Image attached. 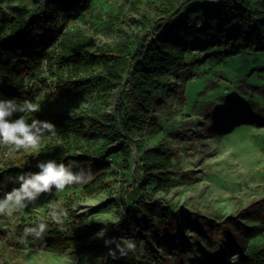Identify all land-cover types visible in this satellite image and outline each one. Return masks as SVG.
I'll return each instance as SVG.
<instances>
[{
    "label": "trees",
    "instance_id": "1",
    "mask_svg": "<svg viewBox=\"0 0 264 264\" xmlns=\"http://www.w3.org/2000/svg\"><path fill=\"white\" fill-rule=\"evenodd\" d=\"M92 0H43L35 16L6 17L7 28L0 33V99L33 100L25 79L43 67L59 74L53 83L54 94L60 97L84 98L92 96L107 102L118 91L110 112L100 114L83 110L75 116H57L50 121L65 145L48 143L37 153L23 150L13 157L5 156L7 147L0 150V173L10 189L18 187L17 175L35 172L38 161L54 159L58 163H75L74 171L91 165L92 179L80 187L86 195L104 188L105 172L112 157H119L128 167L134 149L139 153L133 182L136 200L123 203L126 184L121 183L115 200L118 219L109 223L104 242L89 239L98 229L74 216L70 227L59 228L45 220L49 227L41 239L21 240L25 227L38 221L15 226L11 245L26 249L65 254L73 247L80 254L106 252L104 264H164L165 258L154 245L149 232L156 225L171 223L177 215L164 198L155 194L173 183L171 149L165 142L146 148L144 137L157 136L160 125L155 108L173 88L168 75L179 71L184 79L193 75L187 62L191 52L207 53L194 63L220 65L235 56L261 53L264 55V0H219L214 4L193 3L191 0H163L156 7L154 17L142 13L137 20L143 33L127 36L114 45H97L80 30L70 31L71 22L88 13ZM113 18L114 16L109 15ZM111 20L103 29L112 30ZM136 47L132 50V45ZM209 52V53H208ZM100 70H96L97 68ZM27 113H23L25 115ZM13 114L12 119L19 117ZM154 185L149 191L148 187ZM57 192L55 189L51 193ZM128 197V193H126ZM71 206L74 202H69ZM258 214V213H257ZM259 215V214H258ZM262 225L250 234L264 232ZM129 237L136 249L117 258L109 255L115 244L105 240ZM240 264H264V243L253 256H242Z\"/></svg>",
    "mask_w": 264,
    "mask_h": 264
},
{
    "label": "rangeland",
    "instance_id": "2",
    "mask_svg": "<svg viewBox=\"0 0 264 264\" xmlns=\"http://www.w3.org/2000/svg\"><path fill=\"white\" fill-rule=\"evenodd\" d=\"M42 1L0 0V33L7 28L2 13L6 17L35 16ZM191 1L214 4L219 0ZM161 2L92 0L88 13L71 22L69 30H80L99 46L114 45L127 36L143 33L137 23L139 16L147 13L154 17ZM107 20L113 23L110 31L103 29ZM135 47L134 43L132 50ZM206 54L191 52L187 56L192 77L184 79L179 71L168 75L173 88L163 98V104L155 108L161 131L157 136L144 137L146 148L162 141L172 151L173 183L154 196L164 198L177 218L149 232L165 258L164 264H240L242 256L252 257L264 243V232L250 234L251 228H260V215L264 214V55H239L220 65L193 62L195 57ZM59 71L50 73L43 67L26 77L25 85L33 101L41 104L40 112L25 114L29 122L34 118L52 121L57 116H75L83 110L100 114L112 110L118 91L112 92L106 103L92 96L55 95L52 85ZM48 143L63 146L65 140L57 135L43 146ZM4 147L7 146L0 145V150ZM139 155L132 150L128 167L121 164L119 157H112L110 169L99 179L104 188L93 195L84 194L80 187L65 188L42 194L22 213L0 216V264H104V250L80 254L73 247L58 254L26 249L20 244L13 246L9 240L20 223L41 219L52 222L47 217V204L54 201L69 211L64 227H70L78 215L98 229L87 243L104 242L109 232L107 225L119 217L115 200L119 185L126 184L124 204L137 199L132 186ZM153 186L148 187L149 191ZM10 190L0 173V197ZM69 202L79 207L73 210Z\"/></svg>",
    "mask_w": 264,
    "mask_h": 264
},
{
    "label": "clouds",
    "instance_id": "3",
    "mask_svg": "<svg viewBox=\"0 0 264 264\" xmlns=\"http://www.w3.org/2000/svg\"><path fill=\"white\" fill-rule=\"evenodd\" d=\"M40 111L41 104L30 99H0V145L7 146L8 157H13L21 150H35L38 153L46 140L58 135L56 126L50 121L34 118L29 122L23 115ZM15 113L21 115L12 119ZM35 167V172L19 173L16 178L19 186L0 197V216L12 217L16 213H22L42 194H49L53 189L62 192L66 187L87 183L92 179L91 165L87 171L85 168L74 171L75 163L72 161L66 164L49 159L38 161ZM72 207L75 210L76 205ZM47 209V217L62 230L65 220L69 217L68 209L54 201H49ZM48 227V223L41 219L34 226L24 228L21 240L26 243L30 236L41 239ZM110 244H115L114 249H109V255L113 259L117 258V252L123 256L136 249V242L130 238L105 240L106 246Z\"/></svg>",
    "mask_w": 264,
    "mask_h": 264
},
{
    "label": "built area",
    "instance_id": "4",
    "mask_svg": "<svg viewBox=\"0 0 264 264\" xmlns=\"http://www.w3.org/2000/svg\"><path fill=\"white\" fill-rule=\"evenodd\" d=\"M4 155L6 156V153H4Z\"/></svg>",
    "mask_w": 264,
    "mask_h": 264
}]
</instances>
